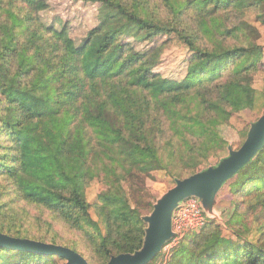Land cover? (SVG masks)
Instances as JSON below:
<instances>
[{
	"label": "trees",
	"instance_id": "trees-1",
	"mask_svg": "<svg viewBox=\"0 0 264 264\" xmlns=\"http://www.w3.org/2000/svg\"><path fill=\"white\" fill-rule=\"evenodd\" d=\"M74 1L98 5V23L83 40L73 37L67 24L44 22L40 10L27 6L18 12L0 0V179L29 206L81 237L92 257L58 242L51 231L36 237L1 222L8 206L3 190L0 232L68 246L90 264H106L112 255L140 249L146 224L108 215L103 233L92 216L87 186L96 178L116 177L137 189L134 182L142 183L153 171L186 178L175 169L180 163L189 167L185 155L195 123L208 117L227 122L255 107L252 78L262 47L239 44L236 28L222 13H244L264 6V0ZM242 26L254 29L247 22ZM210 33L215 41L208 43ZM164 35H175L192 53L182 79L159 71L162 48L135 46ZM29 114L39 128L25 127ZM225 186L231 187L235 205L228 224L243 209L248 220H263L264 149ZM109 193L98 205L100 213L118 210L119 202L142 216L125 192ZM222 226L208 218L171 250L165 264H264L261 240L253 242L238 231L229 239ZM61 262L55 255L0 248V264Z\"/></svg>",
	"mask_w": 264,
	"mask_h": 264
},
{
	"label": "rangeland",
	"instance_id": "rangeland-1",
	"mask_svg": "<svg viewBox=\"0 0 264 264\" xmlns=\"http://www.w3.org/2000/svg\"><path fill=\"white\" fill-rule=\"evenodd\" d=\"M6 8L9 5L17 8L18 12H24L27 6L33 7L35 10H40L39 15L44 22L60 26L67 24L73 37L83 40L89 31L98 23V5L86 4L74 0H1ZM36 16V12H33ZM264 15V6L255 5L244 13L235 9H228L222 13L226 23L230 28H236L235 40L246 47L261 46L263 50V58L259 65L258 71L253 76V86L257 92L256 105L253 109H248L236 113L230 121L224 122L217 119L200 120L195 123L194 127L188 134L190 149L186 152L185 159L189 167L184 164H179L175 171L184 173L182 177H187L198 171H201L211 165H216L220 160L229 155V148L238 149L244 143L250 125L255 122L264 113V23L261 16ZM264 19V17H262ZM242 22H247L254 29L245 28ZM255 30V31H253ZM127 40L134 41V38ZM208 43L215 41V36L209 34L206 37ZM135 46L140 51H146L151 48H162V62L159 65V71L165 76L173 79H182L185 75L184 71L192 57L190 49L185 43L175 35L159 36L154 42H136ZM39 120L32 114L26 117L25 127L27 129L39 128ZM168 139V138H167ZM202 150H198L203 144ZM178 177H173L165 171H153L146 174L144 181L134 182L137 189H130L127 185H123L116 177L96 178L87 186L86 195L90 202L91 213L94 219L98 220L102 232H107V217L120 218L124 221L141 224L142 217L149 214V206L168 189L172 188ZM181 178V177H179ZM3 182V183H2ZM5 188L6 191L5 192ZM142 188V189H141ZM4 192L5 199L8 204L5 209L6 213L1 219V222L8 225H16L18 229L24 233L29 232L38 237L47 234L51 231L57 237V241L71 247L76 246L78 251L82 252L86 257L91 258L87 245L82 238L69 231L57 219L51 218L49 214L42 213L41 210L34 206H29L21 196L15 192L12 185H8L4 180L0 179V191ZM125 192L131 204L138 207L142 212V216L138 215L130 208H124V204L119 202L116 206H120L118 210H107L101 213L98 210V205H103L104 201L109 198L111 191ZM122 194L121 192H119ZM233 193L230 186H225L220 193L218 199L232 201ZM234 215V213H233ZM232 215V217H233ZM231 217V218H232ZM208 219V218H207ZM230 217L227 211L224 210L222 220H217L223 226L225 237L236 239L234 234L236 231L242 233L246 238L253 242L261 240L264 243V219L248 220L246 217V209L235 217V222L228 224ZM194 232V231H193ZM187 231L186 235H190ZM185 235V236H186ZM170 250V249H169ZM171 257L168 253V248L164 250L156 263L165 264ZM65 263V262H61ZM95 264H100L96 262Z\"/></svg>",
	"mask_w": 264,
	"mask_h": 264
},
{
	"label": "water",
	"instance_id": "water-1",
	"mask_svg": "<svg viewBox=\"0 0 264 264\" xmlns=\"http://www.w3.org/2000/svg\"><path fill=\"white\" fill-rule=\"evenodd\" d=\"M264 149V113L250 125L247 137L240 148H229V155L186 178H177L175 185L154 203L152 211L143 216L146 224L143 245L134 252L112 255L106 264H150L165 246L174 239V217L182 202L195 197L203 212L211 220H222L223 211L229 217L234 213L232 201L218 199L227 182L242 168L250 164ZM0 248L26 251L42 255H55L64 264H90L74 249L29 238L12 237L0 232Z\"/></svg>",
	"mask_w": 264,
	"mask_h": 264
},
{
	"label": "built area",
	"instance_id": "built-area-1",
	"mask_svg": "<svg viewBox=\"0 0 264 264\" xmlns=\"http://www.w3.org/2000/svg\"><path fill=\"white\" fill-rule=\"evenodd\" d=\"M207 218L197 198L191 197L184 200L174 217V231L176 232V236L165 246L164 250L166 251L168 248V253H170L185 237L187 231L193 232L199 230L207 223Z\"/></svg>",
	"mask_w": 264,
	"mask_h": 264
}]
</instances>
